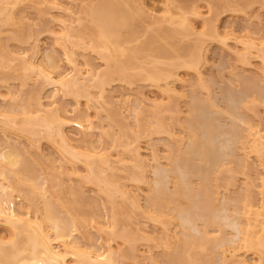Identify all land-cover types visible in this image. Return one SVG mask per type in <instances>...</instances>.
<instances>
[{
	"label": "bare ground",
	"instance_id": "1",
	"mask_svg": "<svg viewBox=\"0 0 264 264\" xmlns=\"http://www.w3.org/2000/svg\"><path fill=\"white\" fill-rule=\"evenodd\" d=\"M74 1L75 8H64L66 15L56 16L49 30L71 65L62 74L52 52L37 40L31 43L32 34L24 38L34 26L28 11L42 14L45 5L57 3L0 0V86L20 79L18 88L0 91V264H264V128L238 110L248 106V94L221 109L203 71L210 43L234 39L243 51L230 49L264 78V38H240L215 23L222 10L248 11L237 0H215L210 15L196 5L175 6L176 0H167L161 15L145 0ZM11 39L30 46L11 48ZM157 40L164 43L153 46ZM78 49L96 53L104 66L85 56L81 61ZM182 71H193L194 79L183 78ZM236 76L246 88L259 85L257 75ZM115 80H143L160 95L124 92L115 99L106 89ZM195 88L207 95L195 94ZM59 95L94 100L100 125L88 112L68 115ZM182 101L190 104L187 116ZM220 111L245 127L234 123L216 134L211 117ZM167 113L183 128L176 131L165 122ZM71 127L81 134L77 143ZM149 132L170 139L145 155L140 138ZM107 140L111 147L104 146ZM44 141L58 152L63 169L45 152ZM115 149L124 154L115 156ZM251 154L260 167L257 175L237 185L236 167H248ZM78 162L85 174L76 173ZM213 174L222 184H211ZM194 176L202 181L199 189ZM85 183L95 189L86 193ZM165 203L174 204L168 213ZM100 205L106 212L95 220ZM196 216L206 219L201 228ZM146 222L163 233L156 235ZM119 241L130 246L123 249ZM236 242L251 259L238 256Z\"/></svg>",
	"mask_w": 264,
	"mask_h": 264
},
{
	"label": "rangeland",
	"instance_id": "2",
	"mask_svg": "<svg viewBox=\"0 0 264 264\" xmlns=\"http://www.w3.org/2000/svg\"><path fill=\"white\" fill-rule=\"evenodd\" d=\"M57 5L54 4H47L43 7V13L40 14V12L36 9H30L28 11V16L31 19V21L34 22V26L31 28H28L26 32H24V38L28 37L30 34L33 35L34 39H31V43L35 40L45 49H47L49 52L53 53V56L55 57L56 61V72L58 73H67L71 70V65L67 60V55L65 54L62 47L59 45H55L54 41L52 39V35L49 33V30L52 28H55V21L54 18L56 16H65L66 12L63 11L64 8H70L74 9L75 5L78 4L77 1L74 0H53ZM147 4L157 12L158 15H161L167 6L169 5V2L167 0H145ZM215 0H176L175 6L180 4H185L186 6L190 5H196L199 7L203 13L206 15H210V7L211 3H213ZM241 7L246 9L248 11V14H240V13H232L230 10H222V12L219 14L218 21H215L216 25L220 27V29L223 32H230L232 35L240 37V38H246L248 36H256V37H262L264 38V0H237ZM250 17H248V16ZM198 23L199 29L202 28L201 21L202 19H196ZM77 27H84L83 25H78ZM11 34V33H9ZM23 38V39H24ZM170 41H175L176 43H179L177 39H171ZM11 48H18L21 47L22 49L29 48V43L26 41L19 42L14 39H11L8 41ZM160 43H164V41H155L153 43V46L159 45ZM230 48L235 49L236 51H243L242 46L240 44H236L234 39H229L226 42L214 40L210 43L209 46V52H208V62L204 65L203 71L204 74L208 80L209 85H211V91L212 94L217 97V100L220 104L221 109H227L232 103V98H236V100L240 96H245V100L248 101V106H246L244 103L240 104L238 110L244 114L247 121H249L251 124L257 127L264 128V78L261 76V73L256 70L254 66H247L243 64V61L238 57V55L232 51ZM77 54L80 56V60L82 61L84 59L83 56H85L88 59L93 60L95 63L103 67L102 61L99 59V57L94 52L90 51H83L82 49H78ZM251 62L255 64L256 66H260V64L257 62L255 58L251 59ZM245 73L248 75H257L259 78V85L258 87H248L246 88L242 82L238 79L236 76V73ZM182 77L188 80L194 79V72L189 71L188 73H185V71H182L181 73ZM143 80H136L132 85H128L125 82L115 80L112 81L110 85L106 87L107 93L110 95H113L115 99H117L121 93L129 92L134 95H140L141 93H144L150 97H158L160 95L159 91L155 87H149ZM180 83H178L179 85ZM20 86V79L18 78H12L8 81L7 86L3 87L0 86V91L4 92L9 87L10 89H15ZM196 89V88H195ZM195 94L201 95L205 97L207 95L206 92H200L198 89L194 92ZM51 100L50 91H46L44 102L47 103ZM58 103L64 107L67 114L70 116H76L81 112H88L91 114L93 119L95 120L96 124L99 126L101 123L100 117L96 114L94 109V100H87L86 98H81L80 100H76L73 97L70 96H58ZM4 105V102L0 98V106ZM181 105L183 106L184 113L183 116H187L189 112L190 104L185 105V103L182 101ZM206 112H209L208 109H206ZM207 116V114H205ZM214 121L216 128L214 127V131L216 134H220L222 132H225L226 130H229L231 125L234 123H237L240 125V127L244 128L245 126L240 123L238 120H234L231 117H226L222 112H216L212 115L211 121ZM164 121L167 122L171 127H173L176 131L178 129H182L183 127L180 126V124L174 123L173 117L167 113L164 115ZM183 121V118H182ZM201 121V120H199ZM131 123H133V119H131ZM104 124L107 126V123L104 122ZM197 124V123H195ZM150 125H153L152 121L150 122ZM117 129V126H115ZM239 128V127H238ZM70 131V134H72L75 137V142L77 143L81 137V134L77 132V130L74 127H71L68 129ZM240 133H246L245 131H239ZM170 139V137L167 134H158L154 132H149L147 135H144L140 138V145L142 146V152L145 155H148L150 153V149L152 145L159 143L160 145L167 143V140ZM224 138V137H223ZM96 144L99 145V147H102L101 142L96 138ZM112 142L106 141L104 143V146H110L111 147ZM238 145V146H237ZM237 153H242V149H240V144H236ZM43 147L45 152L54 159L55 164L59 167V169H63L60 167L61 160L59 157L58 152L53 148L49 143L46 141L43 142ZM121 155L124 154V151L121 149H115L114 155ZM45 166V165H44ZM67 166H71V163L67 164ZM74 167L76 169V173L79 174H85L86 169L82 162H78L74 164ZM238 170L237 173V185H242L245 180H248L249 182L257 175V169L260 168L258 166V162L256 161V158L253 154H251V158L248 159V167H236ZM72 178L75 180V183H80V177L77 175H73ZM174 178L171 179V183L169 184L170 188H173ZM192 181L195 184V188L199 189L201 188V179L199 177H193ZM128 186L134 185L131 182L127 183ZM211 184L213 186L217 184H222V180H217L215 178V174L212 175V181ZM135 190V185L133 187ZM232 191L235 189V186H231ZM95 189L94 185L92 183H85L84 184V190L86 193H91V191ZM221 190L224 188L221 187ZM259 198V196H258ZM182 202L185 203L184 199H182ZM174 206L173 203H165L163 206V210L165 212H170L171 209ZM106 212V209L103 205H100V207L97 209V215L95 216V220L97 219H103V216ZM142 222H145V219H141ZM195 221L197 223V226L201 228L205 223L206 219L200 216H196ZM148 224L149 229L153 230L156 235H160L163 233V228L161 226L155 225L153 222H146ZM225 233L228 237H232L234 234V231L230 227H225ZM78 240L81 242H84L85 239L82 236L76 235ZM121 243V247L123 249H127L130 245L127 242L119 241ZM152 244V243H150ZM153 245V244H152ZM115 246H118L115 244ZM234 246H238V242L234 243ZM144 249V247H141ZM159 252V250H156ZM236 252L238 256L240 257H247L249 259L252 258V255L250 253H246L245 249L242 247H237ZM141 253V252H140ZM159 257H161V252L157 253Z\"/></svg>",
	"mask_w": 264,
	"mask_h": 264
}]
</instances>
